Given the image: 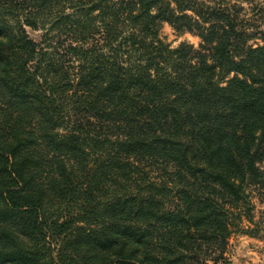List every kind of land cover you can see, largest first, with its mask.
<instances>
[{"label": "trees", "instance_id": "trees-1", "mask_svg": "<svg viewBox=\"0 0 264 264\" xmlns=\"http://www.w3.org/2000/svg\"><path fill=\"white\" fill-rule=\"evenodd\" d=\"M255 188L260 3L0 0V264H223Z\"/></svg>", "mask_w": 264, "mask_h": 264}, {"label": "rangeland", "instance_id": "rangeland-1", "mask_svg": "<svg viewBox=\"0 0 264 264\" xmlns=\"http://www.w3.org/2000/svg\"><path fill=\"white\" fill-rule=\"evenodd\" d=\"M231 2L243 0H230ZM264 6V0H253ZM243 6H247L242 3ZM34 41L39 40V33L27 30ZM161 37L175 47L180 42H188L197 46L198 39L189 35H176L168 26H164ZM251 223L243 221L244 226L252 230V235L234 233L228 240L225 263L223 264H264V188H255L251 192Z\"/></svg>", "mask_w": 264, "mask_h": 264}]
</instances>
